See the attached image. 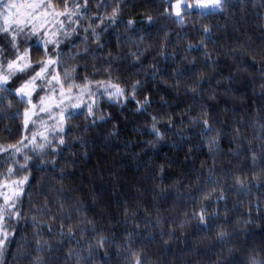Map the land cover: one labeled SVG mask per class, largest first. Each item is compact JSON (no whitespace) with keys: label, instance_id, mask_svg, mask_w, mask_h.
Listing matches in <instances>:
<instances>
[{"label":"trees","instance_id":"1","mask_svg":"<svg viewBox=\"0 0 264 264\" xmlns=\"http://www.w3.org/2000/svg\"><path fill=\"white\" fill-rule=\"evenodd\" d=\"M112 2L113 0H109V4ZM124 4L120 22L103 32L104 52L111 49L115 54L119 39L121 59L115 62L119 71L114 72V75H119L121 82L127 84L133 79L143 80L137 98L145 93L150 94L151 106L147 113H138L135 101L109 102L104 97L101 108L105 114H111V119L103 123L98 121L93 125L85 117L86 108L75 114L69 122L71 131L66 136L67 144L55 153V160L52 155L39 156L30 151L27 153L33 156V160L30 161L31 167L27 169L30 173L27 190L19 205L24 209L25 219L18 222L15 239H10L5 245L0 254V264H26L27 257L24 261L18 259V244L23 243L26 238L28 244L34 246L30 219L34 213L31 204H43L46 197L51 202L53 212L57 211L60 198H65L66 209L82 203L87 217L96 223V233L104 230V234L110 239L113 233L118 237L121 235V227L116 224V220L123 225L124 205L127 204L130 209L136 208L141 225L139 243L158 264H215L217 256H223L222 246L216 241L214 233L217 223L224 217L225 207L228 209L229 242L238 249L233 252L230 264H246L250 250H264V180L259 187H252L247 193L226 190L227 199L219 205L221 216L215 218L206 231L198 232L196 221L180 226L182 220L187 221L183 212L190 207L187 196L195 187L197 172H204L213 164V153H210L208 144L202 139L200 127L192 126L185 114L190 106L194 113L199 111V105L203 103L215 113L213 131L208 136H216L219 132V150L214 154L217 172L222 168L234 169L237 173L251 176L253 171L264 167V163H258L254 169L247 151H240L238 155L229 152L234 147L232 141L236 128L240 129L241 137L236 144L243 145L244 149L249 147V140L252 150L257 152L260 149L256 145L264 143L257 139L264 130V98L259 95L260 73L264 69L253 64L248 56L241 55L239 51L241 45L245 49L257 50L264 46V0H227L225 11L202 19L194 15L183 26L158 15L163 10L159 0H124ZM92 10L94 9H90ZM100 11L104 12L105 9L101 8ZM149 12L154 17L151 24L144 19ZM129 18L136 21L134 29L125 27ZM83 23L87 24V20ZM204 24L211 27L207 49L216 61L217 73L224 76L231 74L233 79L227 95L221 93L218 99L210 100L202 90L193 103L192 93L185 94L183 87L177 93L169 78L173 68L189 69V62L194 57L195 68H200L205 57L204 49L198 42L203 34ZM165 32L168 33L167 58L159 54ZM83 36L81 27L78 33L64 41V51L75 52L77 46L83 47ZM189 43L198 45L199 51H186ZM233 49L237 51L233 53ZM129 51H139V60L134 62L136 68L143 65L150 73L149 66L156 63L163 78L157 76L153 80L150 74L146 76L144 71L137 72L136 68L130 66L132 58L127 55ZM172 53H175V58ZM233 55L238 59L234 60ZM181 57L186 59L182 60ZM259 59L256 57L257 61ZM73 63L80 65V75L85 73V63L87 71H92L90 58L87 61L69 60L66 66ZM97 67L102 65L97 64ZM95 79H104V75L98 74ZM211 83L214 85L215 79ZM207 86L206 79L204 87ZM19 107L22 111L23 106ZM16 108L14 105L11 111L15 113ZM149 114L160 117L158 127L165 132L162 139L154 141V146L148 144V141L154 140L148 129L151 123ZM169 117L173 121L170 128ZM181 120L184 121L183 124ZM113 131L114 135L111 134ZM22 134V117L13 119L6 113H0V142H15ZM48 151L51 152V149ZM42 159L46 161L45 164L40 163ZM162 164V182L158 188H154L156 181L161 179L159 167ZM4 168L5 165L0 160V172ZM177 179L180 182L174 183ZM231 183L228 180V184ZM157 209L163 225V236L161 228L154 226ZM38 219L46 220L47 217ZM246 220L250 222L245 224ZM169 226L172 227L173 238L168 244H164V240L168 239ZM92 235V232L88 233L89 237ZM149 235L155 239H147ZM44 238H48L46 227ZM88 242L87 239L82 241L85 247ZM52 243L53 251L41 254L46 257L47 264H76L75 256L70 262L65 260L67 249L77 247L74 242L70 243L65 238L63 242L57 243L54 238ZM193 247L196 248L195 251L192 250ZM30 250L35 255L34 247ZM77 250L79 251L78 248ZM105 251L109 253L107 264H119L115 245L106 246L99 255L93 256L89 264H105ZM83 255L87 256V252Z\"/></svg>","mask_w":264,"mask_h":264},{"label":"snow or ice","instance_id":"2","mask_svg":"<svg viewBox=\"0 0 264 264\" xmlns=\"http://www.w3.org/2000/svg\"><path fill=\"white\" fill-rule=\"evenodd\" d=\"M159 3L163 5V10L158 15L171 19L181 26L194 15L202 19L223 12L227 7V0H159ZM124 6V0H113L111 4L109 0H95V3L93 0H0V113H6L13 119L22 117L24 130V134L15 142H0V160L5 165L4 171L0 172V254L3 253L9 240L15 239L18 222L25 219L24 209L19 205L22 203L21 197L27 190L26 184L30 178L27 169L31 167L30 161L33 160V156L27 154L29 151L39 156L52 155L55 160V153L62 150L61 146L67 144L66 136L71 131L69 122L75 114L82 112L86 107L85 117L90 119L93 125L98 121L103 123L111 119V114H105L101 108L104 97H107L109 102L135 101V110L138 113H147V109L151 106L150 94L145 93L141 98H137L143 80L133 79L127 84L121 82L119 75H114V72L119 71V66L115 62L121 59L119 39L115 54L111 49L104 52L103 32L109 26L114 27L120 22ZM101 8L105 11L101 12ZM90 9L94 10L90 11ZM144 19L148 24L154 21L151 12ZM85 20L87 24L83 23ZM135 23L136 21L129 18L125 25L126 29H134ZM81 27L84 33L81 41L83 47L77 46L75 52L66 53L64 41L74 33H78ZM202 33L198 45L204 49L205 60L200 68L198 70L195 68L194 57L189 62L191 65L189 69L173 68L169 78L173 81L177 93L181 91V87L185 94L192 93L193 103L196 97L201 95L202 90L208 94L210 100L218 99L221 93L227 95L233 79L231 74L224 76L222 73H217L216 61L207 49L211 27L207 24L202 25ZM140 39L143 40V37ZM167 41L168 33L165 32L159 53L165 58L169 55L166 52ZM198 45L189 43L186 51L192 49L199 51ZM236 51L237 49H233V53ZM239 51L241 55L248 56L253 64L264 69V46L257 50L245 49L241 45ZM127 55L132 58L130 66L136 68L134 62L139 60V51H129ZM171 55L175 58V53ZM256 57L260 58L259 61ZM89 58L92 61L91 73L87 71V63L84 65V75H80L78 63L66 66L69 60L87 61ZM232 58L238 59L235 55ZM181 59L184 60L186 57ZM97 64L102 67H97ZM149 67L150 73L143 65L136 68V71H144L146 76L150 74L153 80L157 76L163 78L156 63ZM98 74H103L104 79H95ZM260 75L259 95L264 98V71ZM206 79L207 88L204 87ZM213 79H215L214 85L211 83ZM14 105L17 106L15 113L11 111ZM21 105L22 111L19 107ZM185 114L188 115V121L192 126L200 127L201 137L208 144L210 153H213V164L204 172L196 174L195 187L187 196L190 207L183 212L187 221L182 220L180 224L183 227L187 222L196 221V230L200 232L206 231L212 221L221 216L219 205L221 201L227 199L226 190L234 189L238 193H247L252 187H259L264 180V167H260L259 171H253L251 176L247 173H237L234 169L222 168L217 172L214 154L219 150V132L216 136H208V133L213 131L216 121L214 111L202 103L199 105V111L193 113L190 106ZM150 119L148 129L154 140L148 141V144L154 146V141L162 139L165 132L158 127L160 117L150 115ZM172 123V118L169 117L168 128ZM183 123L184 121L181 120V124ZM29 130H31L30 135ZM111 134L114 135L115 131ZM240 138V129L236 128L232 141L234 147L230 148L229 152L238 155L240 151H247L254 169L258 163H264V143L256 145L260 149L257 152L252 150L250 140L247 149H244L243 145H237L236 141ZM257 139L264 141V130ZM48 149H51V152ZM21 157H23L22 161ZM40 163L45 164L46 161L42 159ZM163 172L162 164L159 167L161 179L156 181L154 188H158L162 182ZM228 180L232 183L228 184ZM179 182L178 179L174 181V183ZM50 203L46 197L43 204H31L34 213L30 218L34 246L29 245L25 238L23 243L18 244L17 253L21 261L28 258L26 264H47L46 257L41 254L53 251L54 238L57 239V243L63 242L65 238L70 243H75L76 248L67 249L65 260L70 262L75 256L76 264H89L93 256L99 255L102 249L110 245H115L119 264H158V261H153L144 246L139 243L141 225L137 219L136 208L130 209L127 204L124 205L123 225L116 220V224L121 227V235L118 237L113 233L110 239L104 234V230L96 233V223L87 217L82 203L66 209L65 198H60L56 212L52 211ZM212 205L216 206L212 207ZM38 217H47V219H38ZM249 222L246 220L245 224ZM227 225L228 209L225 207L224 217L217 223L214 233L216 241L222 246L223 256L218 255L215 264H230L233 252L238 250L229 242L230 232ZM154 226L161 228V236H163V225L158 209ZM45 227L47 239L44 238ZM89 232L94 235L89 237ZM77 236L79 239H76ZM146 238L155 239L151 235ZM172 238L173 231L169 226L168 239L164 240V244H168ZM86 239L89 242L85 247L82 241ZM33 247L35 255L30 250ZM192 250L195 251L196 248L193 247ZM84 252H87V256L83 255ZM108 257L109 253L105 251V264ZM246 264H264V250L261 252L250 250Z\"/></svg>","mask_w":264,"mask_h":264},{"label":"rangeland","instance_id":"3","mask_svg":"<svg viewBox=\"0 0 264 264\" xmlns=\"http://www.w3.org/2000/svg\"><path fill=\"white\" fill-rule=\"evenodd\" d=\"M85 108H86V107H85ZM30 132H31V130H29V133H28L29 135H30Z\"/></svg>","mask_w":264,"mask_h":264}]
</instances>
